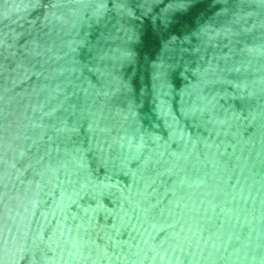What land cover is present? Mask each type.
Returning a JSON list of instances; mask_svg holds the SVG:
<instances>
[{
    "label": "water",
    "instance_id": "water-1",
    "mask_svg": "<svg viewBox=\"0 0 264 264\" xmlns=\"http://www.w3.org/2000/svg\"><path fill=\"white\" fill-rule=\"evenodd\" d=\"M0 264H264V0H0Z\"/></svg>",
    "mask_w": 264,
    "mask_h": 264
}]
</instances>
